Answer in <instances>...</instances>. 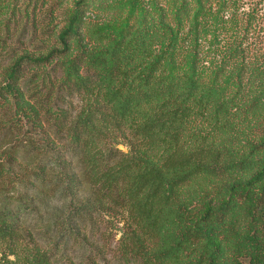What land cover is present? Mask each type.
<instances>
[{"label": "trees", "instance_id": "trees-1", "mask_svg": "<svg viewBox=\"0 0 264 264\" xmlns=\"http://www.w3.org/2000/svg\"><path fill=\"white\" fill-rule=\"evenodd\" d=\"M33 2L0 0V264H264L258 11Z\"/></svg>", "mask_w": 264, "mask_h": 264}, {"label": "rangeland", "instance_id": "rangeland-1", "mask_svg": "<svg viewBox=\"0 0 264 264\" xmlns=\"http://www.w3.org/2000/svg\"><path fill=\"white\" fill-rule=\"evenodd\" d=\"M58 1L60 0H34V4H38L41 6V4H45L46 6H54L56 8L58 6ZM244 1V7H242L245 10H248L249 8H255L259 13V22L257 25V30L255 32V36L257 38V44H258V52L255 53V55L264 57V0H243ZM39 8V7H38ZM60 20V19H59ZM58 22V21H56ZM120 149L123 151H127L125 147L120 146Z\"/></svg>", "mask_w": 264, "mask_h": 264}]
</instances>
